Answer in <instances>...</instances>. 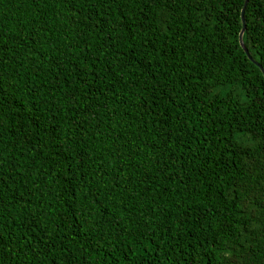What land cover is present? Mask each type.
I'll return each mask as SVG.
<instances>
[{
	"label": "trees",
	"instance_id": "16d2710c",
	"mask_svg": "<svg viewBox=\"0 0 264 264\" xmlns=\"http://www.w3.org/2000/svg\"><path fill=\"white\" fill-rule=\"evenodd\" d=\"M243 4L0 0V264H264Z\"/></svg>",
	"mask_w": 264,
	"mask_h": 264
},
{
	"label": "water",
	"instance_id": "95a60500",
	"mask_svg": "<svg viewBox=\"0 0 264 264\" xmlns=\"http://www.w3.org/2000/svg\"><path fill=\"white\" fill-rule=\"evenodd\" d=\"M247 2H248V0H244V4H243L242 9H241L242 28H241L240 33H239V42H240V45L242 46V48L244 49V51L246 52V54L249 55V53H248L247 49L245 48L244 43L242 41V33L245 29L244 11H245V7H246ZM254 62L257 64V66L260 67L259 63H257L256 61H254ZM261 70H262L263 75H264V69L262 67H261Z\"/></svg>",
	"mask_w": 264,
	"mask_h": 264
},
{
	"label": "snow or ice",
	"instance_id": "6c2138e0",
	"mask_svg": "<svg viewBox=\"0 0 264 264\" xmlns=\"http://www.w3.org/2000/svg\"><path fill=\"white\" fill-rule=\"evenodd\" d=\"M176 0H166L167 7L172 11H175Z\"/></svg>",
	"mask_w": 264,
	"mask_h": 264
}]
</instances>
